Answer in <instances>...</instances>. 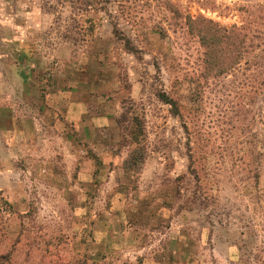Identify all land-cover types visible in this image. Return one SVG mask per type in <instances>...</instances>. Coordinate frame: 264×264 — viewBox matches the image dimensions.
<instances>
[{
    "label": "rangeland",
    "instance_id": "obj_1",
    "mask_svg": "<svg viewBox=\"0 0 264 264\" xmlns=\"http://www.w3.org/2000/svg\"><path fill=\"white\" fill-rule=\"evenodd\" d=\"M0 264H264V0H0Z\"/></svg>",
    "mask_w": 264,
    "mask_h": 264
},
{
    "label": "trees",
    "instance_id": "obj_2",
    "mask_svg": "<svg viewBox=\"0 0 264 264\" xmlns=\"http://www.w3.org/2000/svg\"><path fill=\"white\" fill-rule=\"evenodd\" d=\"M88 6H91L90 4ZM206 23L204 27H200L196 29V34L199 39V43L201 47L204 49V60H203V65L204 69L210 73L213 71V42L215 44V41H213V23L211 21H203ZM193 23V22H192ZM194 24V23H193ZM191 28L194 29V27L191 26ZM193 29H191L193 31ZM226 32V30L216 28V33H221V32ZM116 34V32H115ZM215 39H222L225 38V36L216 35L214 37ZM126 48L133 52L135 49L130 45L129 41L125 42ZM155 96L157 99L162 102L164 105L168 106L170 108V112L173 116L179 117L180 116V107L178 106V102L170 97L167 93H165L163 90L156 91ZM135 124L133 123L132 131L130 133L131 136V141L130 143H136L138 142L139 138L143 136V128H142V123L138 119H135Z\"/></svg>",
    "mask_w": 264,
    "mask_h": 264
},
{
    "label": "crops",
    "instance_id": "obj_3",
    "mask_svg": "<svg viewBox=\"0 0 264 264\" xmlns=\"http://www.w3.org/2000/svg\"><path fill=\"white\" fill-rule=\"evenodd\" d=\"M1 94H3V93H1ZM62 96H63V98H62ZM3 97H5V99H4L5 101L8 100V96L6 94H4ZM47 98H49L50 100L55 99V101H57L58 103H61L59 105V107L62 108V112H61L62 114H61L60 118H62L64 123L70 124L69 126L75 125V126H78L81 130H83V129H85L86 126L96 128L99 126L98 125L99 122H106L105 117L102 116L103 118H101V117L97 118V121H95L96 124L95 123H89L88 121L90 119L88 120V118H87L86 110L81 111L82 110L81 109L82 101H72V100L68 99V91L67 90L63 94L61 93L60 95L49 94ZM72 108L74 109V112H73ZM52 114H53V112H52ZM57 121H59V120H57ZM86 124H88V125H86ZM53 125L55 127L57 126L54 123H53ZM94 126H96V127H94ZM67 153L70 154L69 147H67Z\"/></svg>",
    "mask_w": 264,
    "mask_h": 264
}]
</instances>
